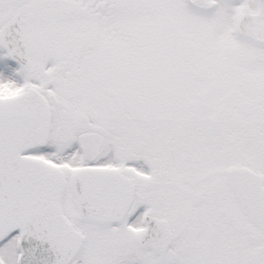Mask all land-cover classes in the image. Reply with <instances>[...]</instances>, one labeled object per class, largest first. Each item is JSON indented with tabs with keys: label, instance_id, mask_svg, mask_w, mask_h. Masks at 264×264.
<instances>
[{
	"label": "snow or ice",
	"instance_id": "obj_1",
	"mask_svg": "<svg viewBox=\"0 0 264 264\" xmlns=\"http://www.w3.org/2000/svg\"><path fill=\"white\" fill-rule=\"evenodd\" d=\"M0 264H264V0H0Z\"/></svg>",
	"mask_w": 264,
	"mask_h": 264
}]
</instances>
